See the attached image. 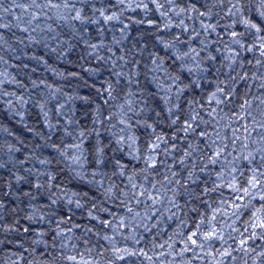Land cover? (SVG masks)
I'll list each match as a JSON object with an SVG mask.
<instances>
[{
	"label": "trees",
	"instance_id": "16d2710c",
	"mask_svg": "<svg viewBox=\"0 0 264 264\" xmlns=\"http://www.w3.org/2000/svg\"><path fill=\"white\" fill-rule=\"evenodd\" d=\"M104 2L107 3V0H104ZM199 2L203 3L204 0H199ZM94 3L96 7L102 6L101 0H94ZM10 6L8 0H6L4 7ZM79 6L77 5V7ZM14 11L16 14H20V9H14ZM111 11H118V9L112 8ZM85 13L92 17L90 8H86ZM0 15L4 16V23L11 22L13 25L11 30L0 29L4 32V39L7 41L4 44L5 51L0 55H3L4 59L8 61L7 64L0 62V73L6 72L10 79L14 77L20 85H23V87H18L17 84H9L4 85V87L10 92H16L18 95L23 94L26 99H29V103L24 105L22 109L16 105L15 111L10 110L7 103L0 104V129H7L6 132L0 131V145H4V158L7 159V144L20 148V152L15 154L16 158L28 160V157L32 156L33 158L28 160L23 167L32 169L33 172L46 167L48 172L56 177L52 183L60 185V188H53V191L62 197L53 205L47 199V191L41 190L37 193V189L31 184H16L14 181L12 188L7 189L10 194L7 196L0 195V201L5 205L2 213H0L3 216L0 225H13L17 229L15 232H0V241H2L0 242V264H13V261H17V264H73V262L64 259L67 255H77V260L81 264H83V261H90L91 264H216L211 256H205L203 251L199 249L180 255L184 243L182 237L177 233L181 232L184 236L189 234L190 231L194 230V224L199 222L201 216L210 217L211 208L208 205L216 207L220 204L221 199H227L231 195L226 188L217 189L216 192L208 191L206 193L204 191L215 186L213 182L216 179V173L221 170L220 165L209 167L201 172L202 162L196 160L195 182L187 181L188 170H182L179 178L182 182L187 181L186 186L168 185L167 187L175 189V192L168 191L167 196L163 195L164 189H161V203L155 206L151 205V201L140 203L135 200L131 201L129 206L140 213V216L133 219V214L128 213L119 200L109 199L105 194L104 187H107L109 182L107 177L103 178L104 187H101L99 184L92 182L91 164H86L84 170L76 169L51 147L44 146L45 141L48 144L55 143L61 146L71 143V137L65 135V127H68L69 130L72 128L83 129L86 133H89L85 138L86 152L94 145L101 144L105 148L107 158L113 160L119 158L123 163L129 165L128 172H131L133 167L142 168L143 163L132 160L128 155L127 148H124L122 152L116 150L117 145L114 143L115 138L113 136L115 129L105 127L104 124L99 122V119H103L107 123L108 116L114 113L118 114L121 111V105L126 106L129 91L135 93L133 99L137 102L138 107L145 108V113L139 119L147 118L157 132L166 134L170 145H175L172 156L177 160L182 156L188 142H199L202 145L204 142L199 141L198 137L189 136L185 138L184 133L176 130L177 125L169 123V113L167 111L169 105L165 104L160 98L163 93L159 92L156 83L152 81L153 74L143 67L144 64L151 67L152 56L150 54L158 53L160 57L165 58V67H168L171 72L172 68L175 67L172 60L169 59L172 50H165L162 45L157 43V40L160 38L172 40L176 35H180L182 40L187 41L191 32L181 34V29L175 26L171 30L162 31L150 27L148 22L151 20L157 21L159 28L163 27L159 14L154 12L147 15L141 11L124 12L120 18L121 22L109 24H104L102 18H100L101 23L99 24H80L75 21H69L66 24L55 19L45 21L43 18L38 22H33L34 24L39 23L42 29L45 28L46 24H51L55 29V33L47 30L41 31L40 29L37 32H23L20 29L27 27L26 23H21L17 28L15 27L17 21L12 15L3 11H0ZM193 16H195V13H193ZM246 16L264 25V19L257 15L255 5L246 13ZM95 18H99L98 13ZM175 19L178 18H174V22ZM140 20H143L144 23H138ZM214 22L215 17L211 21L205 20V23ZM185 23L188 25L189 30L196 28L201 31V36L192 41V47L199 49L201 47L199 40L206 38L211 41V44L201 55L204 57L211 55L216 57V60H204L202 67L210 69V71L204 73L190 76L187 72L180 73L178 69L172 72L173 75L179 74L181 76L182 85L189 84L190 80H197L198 84V86L190 87L185 91L178 101L181 109H178L177 113L181 119L186 117L190 111L188 105L195 99L203 104L202 111L205 113V119H209L206 112L211 107H217V112L220 111V108H223L229 116H234V109L239 110L238 106L241 99L245 95L249 99H253L261 91L259 84L264 81L248 79L244 82L237 80L235 84L231 85L235 88L236 94L230 102L220 106L209 105L207 103L208 96L212 91H215L218 81L225 79L224 73L229 72L228 62L223 60V57L227 55L224 50L225 43L218 42L214 33L205 34L199 28V20L186 19ZM125 25H128V27L125 28ZM239 30L243 31V26H239ZM217 31L222 32L223 29L218 28ZM30 35H39L44 39L39 43H29ZM21 39L24 43L19 42ZM226 39L227 37H225ZM116 41L120 42L116 43ZM89 43H103L104 47L98 50L99 54L110 57V59L104 62L89 55L92 51L87 46ZM178 47L180 50L186 51L188 44H179ZM233 47L236 46L233 45ZM9 49L12 51H9ZM52 49H57V51L54 52ZM255 55L258 56L259 53L257 52ZM119 56H125L130 61L136 59L141 62L140 74L130 86L127 84V78L114 75V72L120 70V65L123 63L117 59ZM33 57H39L40 60L37 61ZM238 59L244 61L245 64L243 68L238 67L237 71H247L251 76L255 70L247 64V61H254V55L241 52ZM113 62L116 64L115 69L112 67ZM221 64H224L223 68H221ZM24 65H28V67L25 68ZM217 68H220V72L215 71ZM61 73L63 75H60ZM70 73L76 75L70 76ZM159 75L163 78L164 73ZM198 77H206V79H198ZM0 79H3V77H0ZM41 80L45 81V84H41L40 87L33 86L32 81L39 83ZM109 83L114 88L112 92L114 99L109 98L107 93L103 91ZM46 85L61 89L64 95L60 98V103L65 104L66 107L58 111L55 100L48 102L46 105L48 115L45 117L37 101H42V97L46 99L48 92ZM3 99L7 101L11 98L4 97ZM141 101L143 103H140ZM253 111L258 119L261 118L256 110L254 99ZM16 112H21L22 118ZM156 113H160V115L157 116ZM69 119L77 121L78 124L69 126ZM117 119L118 117L113 118L111 122L116 123ZM228 122V120H225L221 123L227 124ZM50 125L56 126L54 131L50 128ZM119 127L120 125L117 124V128ZM201 127L204 128L205 126L201 125ZM93 129L100 131L99 138L94 134ZM132 130L138 137L137 146L143 149L152 137L151 130L136 126L135 123ZM208 131H212L210 126ZM221 131L226 136L230 135V133L224 132L223 129ZM50 132L51 139H48ZM173 135L177 136L178 139L173 141ZM253 138H256L255 134H253ZM237 143L239 144V142ZM161 147L164 146L161 145ZM252 147L254 146L250 144V148ZM229 150H231V146ZM237 155H242L238 147L237 151L233 152V156ZM36 158L52 160L53 162L42 166ZM159 158L165 159L163 155ZM89 159H91L90 153ZM168 162L172 163V159L168 158ZM191 163L192 160H189V164ZM245 164L246 162L241 160L240 168L246 171ZM9 169L16 171L11 165L0 169V188H4L6 182L11 178ZM173 170H180L179 164ZM78 171L83 175V179L77 175ZM105 171L111 176V166L106 168ZM166 171V168H161L160 175L155 177V180H152L151 177L149 180L155 182L163 179ZM18 174L28 176V173L23 170ZM28 179L34 182L36 177L33 175L29 176ZM39 179L46 180V177H40ZM96 179L99 180L101 177H96ZM112 180L121 187L127 183L126 180L118 177H112ZM137 183H144L149 186V182L142 179H138ZM61 189H63V192H61ZM26 192L37 193L36 198L31 199L25 196L24 193ZM73 193L78 195L72 197L74 201L72 204H68L67 200ZM121 198L123 199V197ZM169 198L176 201L179 209L172 207ZM77 199L81 201L83 207H76L75 200ZM33 207L37 208L38 214H47L45 221L40 222L36 219L30 220L27 218L32 214ZM193 208L196 210L194 211ZM89 211L97 219H92L88 215ZM68 217H71V219H67ZM121 218L124 219L127 227H119ZM218 219L222 221L223 218L218 217ZM60 220H66V223L58 225L57 221ZM245 220L246 217H242L241 221L237 222L236 226L241 231ZM102 221L112 222L113 227H117L118 230L113 232L111 227H104ZM25 227L29 228L30 231L25 233L23 231ZM57 228L63 229L67 233L68 239L59 237L54 239ZM69 228H71L70 232L68 231ZM88 229H91V231H88ZM41 232L45 235L40 236L39 233ZM233 235L238 236L239 234L233 233ZM105 236L112 239L106 240L104 239ZM225 236H227V232ZM124 237L130 238L125 239ZM133 237L134 239H132ZM169 237L172 239L169 240ZM62 243L66 244L67 247H62ZM113 243L118 248L127 247L137 252L143 249L153 256V260L148 261L143 256H131L124 261L113 262L111 252ZM168 243H171L173 247L168 248ZM229 243L233 242L229 240ZM160 244H164L165 247H154ZM257 244L260 246L257 251L264 249V240L258 239L255 243L250 242L252 247ZM234 247L238 248V243L234 244ZM160 253H164V255L161 256ZM197 253H199L198 256ZM253 255L255 254L253 253ZM233 256L236 259L232 260L231 264H244L245 260L248 261V264H253L252 260L245 257L242 252H233ZM81 257H83V261ZM220 259V257H216V260ZM224 264H229V261L225 260Z\"/></svg>",
	"mask_w": 264,
	"mask_h": 264
},
{
	"label": "snow or ice",
	"instance_id": "6c2138e0",
	"mask_svg": "<svg viewBox=\"0 0 264 264\" xmlns=\"http://www.w3.org/2000/svg\"><path fill=\"white\" fill-rule=\"evenodd\" d=\"M6 0H0V11L12 15L17 24L15 27L19 28L21 23H26L27 27L20 29L23 32H37L47 30L55 33V29L51 24H46L45 28H41L38 22L42 18L47 20H59L64 23L69 21H75L80 24H109L112 22H121L120 18L124 12H137L141 11L145 15L149 13H158L163 27L159 28V24L155 20L149 21V26L158 28V30H171L173 26L181 29V34L189 33L187 41L182 40L180 35H176L172 40H164L162 38L157 40V43L162 45L165 50H172L169 59L172 60L175 65L172 71H169L168 67H165V58L160 57L158 53H151L152 59L150 61L151 67L148 64H144L143 67L151 72L152 81L156 83V86L163 96L160 98L165 104H168L167 109L169 113V123L171 125H177V131L182 132L185 138L189 136L198 137L199 141L204 143L201 145L199 142H188L186 149L179 159L172 156V152L175 150V145H170L169 140L166 138V134L157 132L152 123H149L148 119H139L142 114L145 113V108L138 107L137 102L133 99L135 93L129 91V99L126 101V106L121 105V111L117 114L114 113L107 117V123L105 120L99 119L101 124L110 129H115L113 132L114 143L117 145V151H123L127 148L128 155L132 160L143 163L142 168L133 167L131 172H128V164L123 163L119 158L114 160L107 158L105 148L101 144H96L92 148L85 151V138L89 133H86L83 129L72 128L69 130L65 127V135L71 137L72 142L69 144H48L45 141V147H51L59 156L63 157L66 161H69L71 166L76 169L84 170L86 164L92 165V182L104 187V177L108 178V185L104 187V192L109 199L119 200L121 204L127 209L128 213L133 214V219L140 216L138 211H135L129 206V203L133 200L140 203L142 201H151V205L155 206L161 203V189H164L163 195L167 196L168 191L175 192V189H169L167 186L171 184L185 187L187 181L195 182L196 160L201 161L200 171L203 172L209 167L221 166V170L216 173V179L213 182L214 187L211 189H205L208 191L216 192L217 189L226 188L231 193L227 199H221L220 204L216 207L208 205L211 208V215L201 216L198 223L194 224V230L184 236L183 233L178 232L183 239L184 248L180 255L184 253L199 249L203 251L205 256H211L216 264H224V261L232 260L236 257L233 256V252H242L245 257L252 260L253 264H264V249L257 251L260 246L257 244L255 247L250 246V242L255 243L256 240H264V82L259 84L261 90L253 99L256 101V110L261 118H257V115L253 111V99H249L245 95L241 99L239 104V110L235 111L234 116H229L224 112L223 108L217 112V107H211L207 110L206 115L209 119H205V113L202 111L203 104L195 99L188 105L190 111L187 116L181 119L177 113L178 109H181L178 101L184 95L185 91L194 86H198L197 80H190L189 84H183L181 76L173 75L177 69L180 73L187 72L190 76L197 73H204L210 71V69L202 67L204 60L209 61L216 60L214 56L204 57L201 53L205 52L211 41L205 39L199 40L201 47L198 49L192 47V41L201 36V31L196 28L189 30L185 20H199V28L203 30L205 34H215L218 42L225 43V52L227 55L223 57V60L227 61V68L229 72L224 73L225 79L219 80L215 91H212L207 98L209 105L215 104L216 106L225 105L230 102L236 94L235 88L231 85L235 84L237 80L246 82L248 79L253 81H264V25L257 23L256 21L247 18L246 13L252 9L255 5L257 15L264 19V0H204L200 3L199 0H101V7H96L94 0H8L10 7H4ZM77 5H80L77 7ZM90 8L92 11V17H89L85 13V9ZM112 8L118 9V11H111ZM14 9H20V14H16ZM203 9V10H202ZM99 14V18H95L96 14ZM195 13V16H193ZM215 17L214 23H205V20L211 21ZM174 18L175 19L174 22ZM224 21V23H222ZM138 23H144L143 20ZM239 26H243V31L239 30ZM13 25L11 22L4 23V16L0 15V29L11 30ZM125 28L128 25L124 26ZM223 29L222 32H218L217 29ZM123 31V29H122ZM225 37L227 39L225 40ZM55 38V37H53ZM44 39L39 35L29 36V43H39ZM20 43H24L21 39ZM120 41H116L119 43ZM7 41L4 39V32L0 31V53L5 51L4 44ZM87 43V42H86ZM188 44L186 51L179 49V44ZM236 46V47H233ZM88 48L92 51L89 55L93 56L96 60L107 62L110 57H104L99 54V49L103 48V43L87 44ZM219 50V49H218ZM9 51H12L9 49ZM57 51V49H52ZM241 52L252 53L255 57L254 61L249 60L247 64L254 68V72L251 76L247 71L238 72L237 68H243L245 62L238 59ZM259 53L256 56V53ZM115 55V54H113ZM37 61L39 57H33ZM118 60L123 63L120 65V70L114 72L117 77L127 78V84L132 85L133 81L140 74L139 68L141 62L136 59L128 60L125 56L117 57ZM0 62L7 64L8 61L4 59L3 55H0ZM25 68L28 65H24ZM113 69L116 68L115 62L112 65ZM171 67V65H169ZM224 64H221V68ZM34 70V69H33ZM95 71V70H92ZM216 72H220V68L215 69ZM164 73L163 78L159 75ZM258 73V75H257ZM147 74V73H146ZM60 75H63L62 73ZM70 76H75V73H70ZM0 104L7 103L10 110L15 111V106L18 105L21 109L24 105L29 103V99H26L23 94H17L16 92H10L4 85L17 84L20 85L14 77L9 78L6 72L0 73ZM206 79V77H198ZM119 82V81H117ZM170 82V83H169ZM138 83V81H137ZM34 87H40L41 84H45V81L41 80L39 83L32 81ZM48 92L46 99L42 97V101H37L40 109L43 111L45 117L48 115L46 105L48 102L55 100L58 105V111L65 109L66 105L60 103V98L64 95L59 87H53L52 85H46ZM175 89V91H173ZM107 93L109 98H113L112 92L114 91L113 85L108 84V87L103 90ZM4 97H10L5 101ZM107 103V100L105 101ZM140 103H143L141 101ZM223 113V114H221ZM22 118L21 112H16ZM157 116L160 113H156ZM118 117L116 123H112L113 118ZM175 117V118H172ZM228 120L227 124H222V121ZM96 123V121H94ZM150 129L152 137L148 141L147 145L141 149L137 146L138 137L133 132V125ZM78 124L77 121L71 119L68 120V125ZM117 124L120 125L117 128ZM201 125L205 127L202 128ZM211 127L212 131H208V127ZM55 125H50V128L54 131ZM221 129L230 135L226 136L222 134ZM0 131H7V129H0ZM94 134L99 138L101 133L98 129H93ZM214 133V135H213ZM255 134V139L253 138ZM48 139H51V132ZM178 139L173 135L172 140ZM248 141L250 143H246ZM239 142V144L237 143ZM250 144L254 147L250 148ZM161 145L164 147L162 148ZM231 146V150H229ZM38 147V146H37ZM237 147L240 149L242 155L233 156V152L237 151ZM4 145H0V169L11 165L16 171H11V178L6 182L4 188H0V195L7 196L13 185V181L16 184L29 183L37 189V193L41 190L47 191V199L51 201V204H56L62 197L59 196L53 188H60V185H54L52 182L56 177L48 172L47 168H42L33 172L32 169L24 168V164L28 160L32 159V156L26 159L16 158L15 154L20 152V148L15 145L7 144V159L4 158L3 152ZM89 153L91 159H89ZM163 155L165 159L159 157ZM193 157H195L193 159ZM259 157V159H257ZM168 158L172 159V163L168 162ZM231 158V159H229ZM38 163L42 166L51 164L52 160L39 159ZM189 160L192 163L189 164ZM241 160L245 161V169L240 168ZM179 164L180 170H173L174 167ZM254 165V166H253ZM111 166V176L105 171L106 168ZM166 168L167 171L163 176V179L155 182H151L149 178L155 180V177L160 175V169ZM187 169V181L182 182L180 172ZM23 170L28 173V176L19 175L18 173ZM35 176L36 180L33 182L28 179L29 176ZM77 175L83 179V175L77 172ZM40 177H46V180H40ZM96 177H101L97 180ZM112 177L122 178L127 181L121 187L117 184ZM138 179L149 182V186L144 183H137ZM159 185V187H158ZM63 192V189H61ZM37 193L26 192L25 196L35 199ZM78 194L73 193L69 196L67 203L72 204L74 201L73 196ZM123 197V199L121 198ZM255 202V203H254ZM169 203L172 207L179 209V205L172 198H169ZM77 208L83 207V204L79 199L75 200ZM5 205L0 201V213H2ZM195 211L196 209L193 208ZM107 211V209H105ZM32 214L27 217L28 219H36L37 221H45L46 213L38 214L37 208L33 207ZM88 215L92 219H97L89 211ZM175 215V213H173ZM218 217L223 218L218 219ZM242 217H246L244 221L243 230L237 227V222L241 221ZM3 216L0 215V220ZM67 219H71L68 217ZM66 223V220L57 221V224ZM104 227H111L113 232L118 230L117 227H113L112 222L102 221ZM119 227H127L123 218L119 220ZM145 227H147L145 225ZM230 229V231H229ZM17 229L13 225H0V232H15ZM25 233L30 229L25 227L23 229ZM71 231V228L68 229ZM91 231V229H88ZM227 232V236L225 233ZM233 233H238V236H234ZM247 233V235H245ZM40 236L45 233H39ZM62 239H68L67 233L60 228L55 230V237ZM129 239L130 237H124ZM104 239L111 240V237L105 236ZM134 239V237L132 238ZM172 238L169 237V240ZM231 240L233 243H229ZM2 242V241H0ZM138 242V241H136ZM167 243V242H166ZM238 243L239 247H234V244ZM168 248H172L171 243L167 244ZM62 247H67L62 243ZM75 247V245H73ZM154 247L164 248V244L156 245ZM112 257L114 261H124L127 257L131 256H143L148 261L153 260V256L149 255L147 251L140 249L138 252L131 250L127 247L118 248L113 243ZM253 253L255 255H253ZM171 254V253H169ZM164 255V253H160ZM197 256L199 253L196 254ZM216 257H220V260H216ZM195 258V257H194ZM64 259L73 262V264H81L77 260V255H67ZM159 259V257H157ZM83 261V257H81ZM13 264H17V261H13ZM83 264H91L90 261H83ZM244 264H248L245 260Z\"/></svg>",
	"mask_w": 264,
	"mask_h": 264
}]
</instances>
